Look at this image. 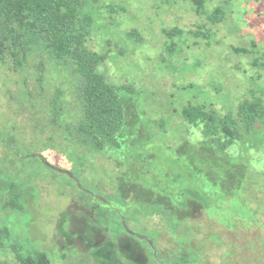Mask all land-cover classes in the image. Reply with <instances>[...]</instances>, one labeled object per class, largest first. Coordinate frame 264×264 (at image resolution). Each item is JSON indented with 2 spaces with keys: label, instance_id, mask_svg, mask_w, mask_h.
I'll list each match as a JSON object with an SVG mask.
<instances>
[{
  "label": "trees",
  "instance_id": "trees-1",
  "mask_svg": "<svg viewBox=\"0 0 264 264\" xmlns=\"http://www.w3.org/2000/svg\"><path fill=\"white\" fill-rule=\"evenodd\" d=\"M192 1L199 15L205 0ZM97 2L0 0V97L8 106L5 116H10L0 128V206L24 210L31 204L37 178L30 182L32 176L26 172L33 165L65 175L80 191L76 181L62 172L65 167L78 181L98 189L103 198H95L107 204L102 218H108L102 222L109 227L120 225L124 235L139 241L134 242L133 252L139 254L141 264H148L149 257L154 264L165 260L155 239L151 240L157 256L146 240L126 232L123 219L126 223L148 220L158 227V239L167 237L181 245L183 255L175 264H203L194 254L198 250L194 237L198 220L210 206L212 189L208 184L214 180L204 161L230 160L228 151L242 139L243 132L250 134L264 126V102L244 100L224 114L211 105L191 102L179 109L163 101L154 104L152 113L140 108L138 102L146 90L139 88L142 83L108 81L98 70L107 56L87 46L97 36L96 16L91 12ZM120 11L124 6L115 12ZM222 12L216 8L208 20L221 22ZM164 33L172 38L184 31L174 28ZM128 35L138 37V32ZM235 50L249 53L244 48ZM151 80H155L153 75ZM147 83L146 79L145 86ZM173 93L165 96L174 98ZM137 97L139 100L134 99ZM160 115H169L168 123L177 124L179 130H169ZM178 135L179 142L171 143ZM164 159L166 164L157 163ZM44 160L62 166L53 169ZM233 166L236 172L228 179L232 180L229 189L223 188L228 194L235 182L236 187L243 184L235 181L237 177L264 175L260 163ZM216 182L224 186L226 181L219 176ZM198 183L200 189L194 187ZM260 214L264 220V210ZM4 233L7 228L0 229V236ZM17 258L20 264H52L47 253L38 248Z\"/></svg>",
  "mask_w": 264,
  "mask_h": 264
},
{
  "label": "rangeland",
  "instance_id": "rangeland-1",
  "mask_svg": "<svg viewBox=\"0 0 264 264\" xmlns=\"http://www.w3.org/2000/svg\"><path fill=\"white\" fill-rule=\"evenodd\" d=\"M123 6L124 11L116 14ZM216 8L222 9V19L212 24L208 17ZM91 12L96 16L97 36L87 46L107 56L98 70L115 84L125 80L142 83L139 88L146 90L138 102L140 108L152 113L154 104L163 101L179 109L191 102L211 105L224 114L244 100L264 102V0H205L199 15L192 0H98ZM174 28L184 33L172 38L165 35V29ZM133 30L138 37L128 35ZM236 48L249 53H237ZM152 75L157 81L151 80ZM171 91L174 98L165 96ZM3 99L0 97V128L10 121ZM160 117L169 130H179L177 124L168 123L169 115ZM241 138L229 149L227 162L204 161L215 181L208 184L210 206L198 220L194 237L198 247L194 254L203 264H264L260 214L264 210V175L237 177L235 181L243 184L236 187L235 182L231 194L224 191L236 172L233 165H264V126L250 134L244 131ZM170 140L178 143L179 135ZM26 174L32 176L30 182L37 178L35 184L41 189L35 185L34 200L24 210L0 206V229L7 228L0 236V264H20L18 254L24 256L37 248L47 253L52 264H141L139 254L133 252L137 240L124 235L120 225L109 227L102 222L108 218H102L107 204L95 198H103L98 189L79 180L76 184L82 193L68 177L41 165L29 167ZM219 176L226 181L224 186L216 182ZM194 187L200 189L201 184ZM127 225L136 234L155 239L164 264H175L183 255L181 245L167 237L158 239V227L152 222L141 219ZM149 258L148 264H154Z\"/></svg>",
  "mask_w": 264,
  "mask_h": 264
},
{
  "label": "water",
  "instance_id": "water-1",
  "mask_svg": "<svg viewBox=\"0 0 264 264\" xmlns=\"http://www.w3.org/2000/svg\"><path fill=\"white\" fill-rule=\"evenodd\" d=\"M34 156V155H33ZM45 164L53 169H58L56 166L52 165L50 162L44 160ZM62 172H65L67 173L70 177H72L77 183L79 182L78 179H76L74 177V175L72 173H70L69 171H66V170H63ZM81 187V186H80ZM123 226H124V229L126 230V232L132 236H137L138 238L140 239H144L146 240L152 247L153 251H154V255L157 256V251H156V247L153 243V241L151 239H149L148 237H145V236H142V235H139V234H136L135 232H133L127 225L126 223V220L123 219Z\"/></svg>",
  "mask_w": 264,
  "mask_h": 264
}]
</instances>
